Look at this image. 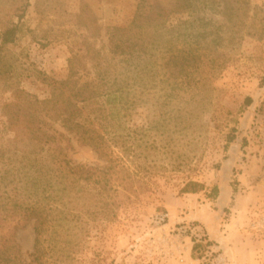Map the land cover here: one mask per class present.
I'll use <instances>...</instances> for the list:
<instances>
[{
    "label": "rangeland",
    "instance_id": "rangeland-1",
    "mask_svg": "<svg viewBox=\"0 0 264 264\" xmlns=\"http://www.w3.org/2000/svg\"><path fill=\"white\" fill-rule=\"evenodd\" d=\"M197 4L157 26L162 37L149 44L154 70L144 63L125 70L117 117L102 107L107 118L94 125L112 131L108 156L74 140L69 156L75 163L118 164L111 197L101 200L95 192L76 200L73 229L59 235L62 247L70 241L67 259L61 251L63 264H264V0ZM19 5L0 0V32L13 23L22 27L15 43L0 45L2 140L13 134L4 113L12 86L44 99L49 83L67 75L71 49L86 33L77 15L85 11L84 23L99 27L96 43L105 47L109 27L131 23L137 0H30L23 19ZM170 41L201 49L202 62L188 78L177 68L156 70ZM232 129L236 139L226 149ZM189 180L205 189L183 193ZM88 208L89 217L82 214ZM101 210L117 216L97 214ZM16 239L28 257L33 224Z\"/></svg>",
    "mask_w": 264,
    "mask_h": 264
},
{
    "label": "trees",
    "instance_id": "trees-1",
    "mask_svg": "<svg viewBox=\"0 0 264 264\" xmlns=\"http://www.w3.org/2000/svg\"><path fill=\"white\" fill-rule=\"evenodd\" d=\"M199 1L205 0H173L169 6L161 0H137L131 23L109 27L105 47L96 43L99 27L84 23V6L83 12L77 15V24L84 26L86 33L71 49L67 75L49 83L50 96L41 99L21 87L12 86V99L5 103L4 113L7 128L13 134L7 140L0 139V264L65 263L61 251L63 256L66 253L67 259L70 241H64L62 247L59 235L62 230L68 235L73 229L72 223L77 217L73 208L76 200L90 199L95 192L101 200L111 197L107 191L113 187V173L118 164L111 160L113 164L101 168L75 163L69 156L70 150L75 148L74 140L90 146L101 156H108V140L111 139L106 135H111L112 131L100 132L94 125L96 119L107 118L100 115L102 107H108L112 119L117 117L127 75L125 70L137 71L138 63H144L148 72L154 70V49L149 44L154 46L152 41L162 37L163 29L157 26L172 12L196 7ZM29 4L30 0H20V19L24 18ZM21 31L19 23L6 27L0 32V45L15 43ZM159 52L164 61L156 70L177 68L178 72L185 71L187 78L198 69L203 58L199 47L184 41H170L169 47ZM135 77L132 73V78ZM190 80L196 84L200 82L193 77ZM235 139L236 131L232 129L226 149ZM204 189V183L189 180L181 191L197 193ZM212 192L218 196L219 187L214 186ZM118 196L115 194L112 198ZM106 213L101 210L97 214L106 216ZM82 214L89 217L92 212L88 208ZM108 216L114 219L117 213L110 211ZM84 221V230H87L88 221ZM29 224H33L35 242L33 250L25 257L16 233ZM199 246L197 243L194 250Z\"/></svg>",
    "mask_w": 264,
    "mask_h": 264
},
{
    "label": "built area",
    "instance_id": "built-area-1",
    "mask_svg": "<svg viewBox=\"0 0 264 264\" xmlns=\"http://www.w3.org/2000/svg\"><path fill=\"white\" fill-rule=\"evenodd\" d=\"M166 216H167V215H162V216H161V221H165V220H166Z\"/></svg>",
    "mask_w": 264,
    "mask_h": 264
}]
</instances>
